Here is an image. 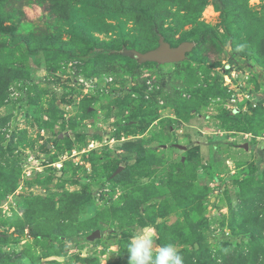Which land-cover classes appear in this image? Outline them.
I'll use <instances>...</instances> for the list:
<instances>
[{"label":"rangeland","instance_id":"374dc122","mask_svg":"<svg viewBox=\"0 0 264 264\" xmlns=\"http://www.w3.org/2000/svg\"><path fill=\"white\" fill-rule=\"evenodd\" d=\"M248 8L264 19V0ZM0 13L9 75L0 92V264H104L126 256L146 227L154 247L208 249L219 261L249 249L238 208L258 213L264 240V69L233 50L215 0L198 15L210 33L166 22L171 45L191 40L194 49L165 64L93 48L78 29L70 37L34 0H4ZM130 27L94 36L157 45ZM23 35L32 46L46 36L66 44L31 52Z\"/></svg>","mask_w":264,"mask_h":264},{"label":"trees","instance_id":"16d2710c","mask_svg":"<svg viewBox=\"0 0 264 264\" xmlns=\"http://www.w3.org/2000/svg\"><path fill=\"white\" fill-rule=\"evenodd\" d=\"M2 1L4 0H0V3ZM34 1L39 3L44 10H47L51 17L62 20L68 28L67 33L70 37H74V30L78 29L81 37L89 42L93 48H104L106 53L114 52L116 46L134 48L138 51L153 48L140 42L137 37L128 40L124 36L118 35L115 39L116 43L110 44L106 41L97 40L94 36V33L107 32L113 27H117L122 33L127 23H130L131 31L141 27L147 29L151 36L157 39L162 36L165 40L167 39L166 32H168V28L165 27L166 22L174 19H181L185 23L195 24L200 30L198 32L200 34L210 33V29L198 20V15L208 0ZM13 2L14 0H6L7 4ZM215 8L220 12L224 29L231 39L233 50L241 57L255 60L264 69V19L252 14L248 8V0H215ZM20 39L24 41L26 48L31 52L46 49L49 44L58 47L66 44L58 36L42 37L36 42L35 46L31 45L32 37L30 36L23 35L20 36ZM241 45L243 46L242 49L239 47ZM6 71L0 69V92L4 82L9 78ZM14 188L15 183L11 182L6 186L5 191L8 193L13 191ZM71 205L82 208L80 201L73 202ZM258 206L262 207L264 213V197L258 201ZM238 211L240 216L237 226L240 228L241 233H248L250 237L249 249L246 254L241 255V252L238 251H227L222 260L217 261V259H213L212 256L214 255L211 251L202 249L194 254L185 253L183 255L184 264H255L258 259L264 262V240L259 229L262 223L261 219L258 218V213H254L252 210L244 211L241 208H238ZM159 243L160 246L165 245L163 241H159ZM90 264L99 263L93 260L90 261ZM104 264H128V254Z\"/></svg>","mask_w":264,"mask_h":264},{"label":"clouds","instance_id":"9594fccd","mask_svg":"<svg viewBox=\"0 0 264 264\" xmlns=\"http://www.w3.org/2000/svg\"><path fill=\"white\" fill-rule=\"evenodd\" d=\"M155 237L150 227L135 234L127 245L128 264H184V257L175 245L154 247Z\"/></svg>","mask_w":264,"mask_h":264},{"label":"water","instance_id":"95a60500","mask_svg":"<svg viewBox=\"0 0 264 264\" xmlns=\"http://www.w3.org/2000/svg\"><path fill=\"white\" fill-rule=\"evenodd\" d=\"M193 47L194 42L191 40H185L177 45H171L160 36L157 45L151 49L138 51L134 48L127 49L124 47L122 48V52L126 56L135 59L138 63L155 62L157 64H165L185 60L187 54L192 51ZM244 147L246 148V144H244Z\"/></svg>","mask_w":264,"mask_h":264}]
</instances>
